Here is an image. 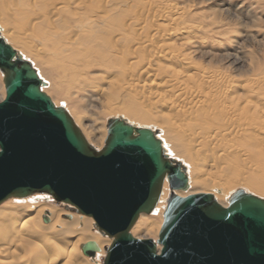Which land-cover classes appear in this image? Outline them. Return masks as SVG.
<instances>
[{"label": "bare ground", "instance_id": "1", "mask_svg": "<svg viewBox=\"0 0 264 264\" xmlns=\"http://www.w3.org/2000/svg\"><path fill=\"white\" fill-rule=\"evenodd\" d=\"M159 7L149 0H0V35L41 78L47 76L49 87L62 98L89 86L101 92L113 117H128L139 126L154 123L149 127L158 128L167 153L187 168L189 188L175 193H211L226 206L236 189L231 190H246L244 185L264 198V107L251 99L264 88V76L240 82L196 62L192 54L197 47L186 50L169 41L190 33L183 6ZM238 87L244 93L234 94ZM71 118L87 142L100 149L104 133L95 125L81 127L78 112ZM169 193L165 180L151 218L141 213L132 234L157 236ZM32 195L3 200L0 257L30 255L35 264H81L80 241L92 240L99 249L91 259L98 262L111 239L91 230L93 219L48 203L22 205L38 199ZM41 215L48 222L42 224Z\"/></svg>", "mask_w": 264, "mask_h": 264}, {"label": "water", "instance_id": "2", "mask_svg": "<svg viewBox=\"0 0 264 264\" xmlns=\"http://www.w3.org/2000/svg\"><path fill=\"white\" fill-rule=\"evenodd\" d=\"M0 72V202L45 193L91 217L93 230L111 239L102 264H264V198L238 188L223 206L211 193H175L189 188L186 165L167 153L157 129L120 115L107 119L96 149L1 35ZM165 180L170 193L158 238L134 237L130 229L153 212ZM80 249L93 258L99 248L90 240Z\"/></svg>", "mask_w": 264, "mask_h": 264}, {"label": "rangeland", "instance_id": "3", "mask_svg": "<svg viewBox=\"0 0 264 264\" xmlns=\"http://www.w3.org/2000/svg\"><path fill=\"white\" fill-rule=\"evenodd\" d=\"M149 1H152L156 8L159 6V8H163L169 4L177 5L179 7L183 6L185 9L184 14H182L185 15L183 21L185 20L184 23L191 28L190 33L183 34V36H172L169 41L180 46L182 45L186 50L187 48L193 50V46L194 48L197 47V52H193L195 54H192V57L196 62L206 67H210V69L213 71H222L225 74L235 76L237 79L239 78L240 82H243V80L249 78L264 76V0ZM42 79L46 82L49 81L46 75H43ZM48 84L49 83L47 82V86H44L43 90L52 99H54L53 101L55 103L57 102V105L64 106L72 117L75 116L76 112L81 114V127L82 125H95L99 129L100 133H104L102 134L104 138L102 137L103 139L101 140V145L103 146L105 137L107 135L106 121L115 113L108 112L105 104V98L101 92L97 93L94 88L92 89L89 86H85L83 89L77 91V93H73L76 91L75 89L72 90L71 98L65 99V97L62 98V96L59 95L57 91L50 88ZM103 86L105 87V85ZM259 90L256 89L254 93H252L251 99H254L253 101L255 105L258 106L260 104L259 106L264 107V88H260ZM1 93L4 94L5 89L0 72V95ZM242 93H244V91L241 87H238L234 94ZM117 101H120V98L117 99ZM165 111L166 110H162L161 112ZM116 114L123 113L118 110ZM141 124H144L145 126H152L154 123L149 125H146L147 123ZM238 188L240 187L237 186L231 191ZM243 188L251 191L247 188V186L243 185ZM251 192L254 193L253 191ZM32 196L36 197V195ZM5 201L0 203V209H6L5 205H3L7 204ZM10 201L12 200L10 199ZM23 203H48L49 208L54 207V209L58 210L59 208H62L64 211L67 210L62 205L56 204L51 197L41 199L38 198L31 201L26 200L22 202V205H24ZM64 214H61L60 218L64 220H70L69 218H65L63 216ZM141 216L142 218H151L149 216H152V213H144ZM161 218L162 224L163 217ZM40 221L42 224L46 223L43 221V217L40 218ZM91 230L94 231L92 226ZM132 235H136L138 238L148 237L154 240L158 238V233L157 236L146 235L144 233H141V235L134 233ZM84 242L85 241L82 240L80 241V244ZM77 252L81 255L82 260H88L91 264H102V258L105 255L104 250V253L99 256L98 262L95 263L92 262L90 257L84 255L81 252L79 246L77 248ZM26 256L17 260L14 256L12 258V256L3 255L2 258L0 257V260L3 263L7 261V263L11 262L13 264H23L22 262H26L25 264H35L34 262L36 261H31L32 259L30 255L27 257ZM13 260L15 261L12 262ZM85 261L81 262V264H83ZM86 263L89 264L87 261Z\"/></svg>", "mask_w": 264, "mask_h": 264}]
</instances>
